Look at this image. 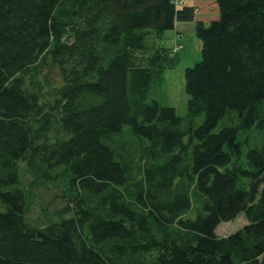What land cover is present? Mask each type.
Here are the masks:
<instances>
[{
    "label": "trees",
    "instance_id": "1",
    "mask_svg": "<svg viewBox=\"0 0 264 264\" xmlns=\"http://www.w3.org/2000/svg\"><path fill=\"white\" fill-rule=\"evenodd\" d=\"M195 3L0 0V264H264V0ZM176 21L202 41L185 117L151 97Z\"/></svg>",
    "mask_w": 264,
    "mask_h": 264
},
{
    "label": "rangeland",
    "instance_id": "2",
    "mask_svg": "<svg viewBox=\"0 0 264 264\" xmlns=\"http://www.w3.org/2000/svg\"><path fill=\"white\" fill-rule=\"evenodd\" d=\"M193 3L194 0H186V4L183 5L192 6ZM183 5H179V7L181 8ZM188 23L191 22L189 21ZM195 26L184 32L182 39L183 48L178 53H175L174 67L164 72V77L157 82L151 94V97L156 98L160 104L175 107L178 115L181 117H185L188 113L187 103L189 95L186 93L185 71L188 67H194L202 59V41L196 34ZM175 33L174 27L173 29H167L161 40L162 45L164 44V46L172 49L175 43L173 40ZM56 70L58 71L55 68L53 73L59 77ZM203 118V116L199 115L196 125H199ZM62 191L63 187L54 183L50 184L49 188L36 189L29 214L31 221L36 220L37 222L45 223L52 217L57 219L58 211H61L64 206V200L61 198ZM189 215L195 216L194 211L192 210ZM247 222L248 218L246 214L241 212L236 219L221 222L216 229V233L219 236L226 237V235L244 227Z\"/></svg>",
    "mask_w": 264,
    "mask_h": 264
},
{
    "label": "crops",
    "instance_id": "3",
    "mask_svg": "<svg viewBox=\"0 0 264 264\" xmlns=\"http://www.w3.org/2000/svg\"><path fill=\"white\" fill-rule=\"evenodd\" d=\"M189 1H193V0H189ZM195 1H200V0H194V3L192 4V6H194L195 4H198V3H195ZM195 23H196V21L195 22H191V23L176 21L175 25H174L176 33H175V36H174V39H173L175 41V43H176V41L179 42V43H182L183 42L182 39H183L184 32L187 31L190 28L191 29L194 28V26L196 25Z\"/></svg>",
    "mask_w": 264,
    "mask_h": 264
},
{
    "label": "built area",
    "instance_id": "4",
    "mask_svg": "<svg viewBox=\"0 0 264 264\" xmlns=\"http://www.w3.org/2000/svg\"><path fill=\"white\" fill-rule=\"evenodd\" d=\"M179 3H180V5H182V4L184 3V1H183V2H179ZM179 49H180L179 46H176V47L174 48L175 51H177V50H179Z\"/></svg>",
    "mask_w": 264,
    "mask_h": 264
},
{
    "label": "bare ground",
    "instance_id": "5",
    "mask_svg": "<svg viewBox=\"0 0 264 264\" xmlns=\"http://www.w3.org/2000/svg\"><path fill=\"white\" fill-rule=\"evenodd\" d=\"M176 4H177V7H179V5H180V3H179V1H176ZM179 4V5H178ZM180 8V7H179Z\"/></svg>",
    "mask_w": 264,
    "mask_h": 264
}]
</instances>
